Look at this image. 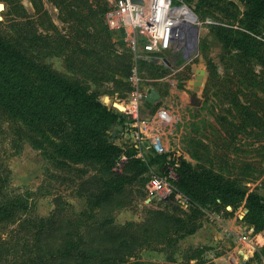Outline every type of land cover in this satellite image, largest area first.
<instances>
[{
	"label": "rangeland",
	"instance_id": "rangeland-1",
	"mask_svg": "<svg viewBox=\"0 0 264 264\" xmlns=\"http://www.w3.org/2000/svg\"><path fill=\"white\" fill-rule=\"evenodd\" d=\"M111 1L0 0L1 27L18 40L19 49L95 90L108 107H113V102L126 105L137 85L136 77L141 85L153 80L150 87L160 92L158 107L179 117L172 125L162 123L156 128L169 141L168 154L186 159L196 169L204 166L220 172L236 179L247 191L264 195V22L249 28L240 0H209L204 8L199 6L200 0H179L195 15L194 24L199 28L195 48L187 57L181 49L148 55L135 53L122 32L108 29L105 13ZM207 19L224 26L210 24ZM161 57L168 63H161ZM149 63L154 66L148 67ZM197 69L206 75L195 89ZM116 110L128 123L124 110ZM117 126L103 129L104 136L115 143L123 133L113 136ZM35 137L38 135L24 121L0 107V178L6 177L7 192L27 197L34 215L49 216L56 197H60L62 215L81 214L82 221L111 216L117 226L142 221L149 208H165L184 217L192 212L189 202L182 206L175 199L165 204L143 203L142 175L126 186L125 205L98 203L92 185H79L97 166H62L49 156V150L35 145ZM244 202L233 211L230 205L223 207L221 199L199 206L193 221L201 237L190 242L184 237L176 244L152 239L139 247L127 264H264V230L243 218L247 211ZM175 205L186 212L176 211ZM245 224L253 227L250 250L242 248L234 233H224ZM8 229L0 225L1 239L20 244L28 240L7 237ZM241 248L244 254L238 252ZM29 249L18 245V253L2 256L0 264H15Z\"/></svg>",
	"mask_w": 264,
	"mask_h": 264
},
{
	"label": "trees",
	"instance_id": "trees-1",
	"mask_svg": "<svg viewBox=\"0 0 264 264\" xmlns=\"http://www.w3.org/2000/svg\"><path fill=\"white\" fill-rule=\"evenodd\" d=\"M208 1L200 0L199 6L204 8ZM240 1L246 8L245 21L249 28L264 22V0ZM150 66L154 64L149 63ZM0 107L24 121L38 135L34 138L35 145L49 150V156L56 163L65 167L70 163L96 165L97 171L82 179L79 185H92L98 203L125 205L122 198L126 196V186L142 175L143 188L149 167L165 161V154L149 153V159L135 157L133 147L122 148L108 140L103 129L117 124L127 126L116 108L101 102L98 93L84 83L19 49L18 40L6 34L1 22ZM157 108L158 103L150 109L141 104L140 114L150 117ZM122 154L127 160L116 170V160ZM176 173L175 184L188 198L191 213L184 217L165 208H149L142 221L120 226L114 224L111 216L82 221L81 214L78 217L62 215L58 206L60 197H56L55 209L49 216L34 215L29 210L27 197L7 192L6 177L0 178V225L9 226L7 237L28 238L20 244L0 236V259L13 257V253H18L17 246L22 245V248L30 247L29 252L21 254L15 264H127L137 249L152 239L161 244H176L194 233L199 226L193 221V213L199 211V206L216 199H221L225 208L230 205L232 211L244 200L247 211L243 218L254 223L258 230H264V195L247 191L236 179L207 167L196 169L183 158L177 159ZM168 200L173 198L163 204ZM174 209L186 212L178 205ZM167 258L173 260L170 256Z\"/></svg>",
	"mask_w": 264,
	"mask_h": 264
},
{
	"label": "built area",
	"instance_id": "built-area-1",
	"mask_svg": "<svg viewBox=\"0 0 264 264\" xmlns=\"http://www.w3.org/2000/svg\"><path fill=\"white\" fill-rule=\"evenodd\" d=\"M146 5L133 3L130 0H112L105 13V21L108 29L113 32H122L123 39L127 46L134 51H144L148 55L152 53H164L170 50L176 53L179 49L184 54L187 40L195 34L194 29L199 30L191 22H182L177 10L186 5L179 4V0H145ZM188 10H190L188 8ZM191 11V10H190ZM192 12V11H191ZM210 24H221L216 21H208ZM197 32L196 41L197 42ZM141 58L140 55H137ZM171 57V56H170ZM159 61L167 64L166 57ZM137 85L128 98L124 112L128 116L127 126L122 130V139L117 143L122 148L133 147L135 157L145 159L147 154H165V161L162 164H154L149 167L146 173L147 179L144 184L145 197L143 203L163 204L167 199L173 198L182 206H186L188 198L181 193L175 181L177 180L176 166L177 159L171 157L169 152V141L164 132L156 131L159 124L172 125L178 120V115L170 112L165 107H158L150 117L140 114V105L147 86L150 87L153 80H145V84H139V78H135ZM127 158L120 155L115 163V169L120 170L122 163ZM157 208V207H155ZM253 227L244 225L237 231H225L226 236L233 234L236 240L242 244L244 250L252 249L251 233ZM240 252H244L243 249ZM235 254V259L237 255ZM244 254V253H243Z\"/></svg>",
	"mask_w": 264,
	"mask_h": 264
},
{
	"label": "water",
	"instance_id": "water-1",
	"mask_svg": "<svg viewBox=\"0 0 264 264\" xmlns=\"http://www.w3.org/2000/svg\"><path fill=\"white\" fill-rule=\"evenodd\" d=\"M130 1L133 3H137V4L146 5L145 0H130ZM194 31H195V34L193 33V35L186 42L184 57H187V54L191 51V49L195 45L197 29L195 28ZM205 75H206V72L204 70L197 69L195 81H194L195 89H197V86L201 85L202 80L204 79ZM105 99L107 100L109 98L106 97ZM159 99H160L159 90L156 89L155 87H147L145 96L143 98V106L146 107L147 109H150L157 103ZM112 105L113 107L117 109H121V106L117 102H113ZM121 110H124V108H122ZM122 130H123V126L119 124L117 126V131L113 134V136L114 137L117 136L119 133H121Z\"/></svg>",
	"mask_w": 264,
	"mask_h": 264
},
{
	"label": "bare ground",
	"instance_id": "bare-ground-1",
	"mask_svg": "<svg viewBox=\"0 0 264 264\" xmlns=\"http://www.w3.org/2000/svg\"><path fill=\"white\" fill-rule=\"evenodd\" d=\"M177 13H178L177 17H179V19L182 22H191L194 19V16H193L192 12L190 10H188V8H186L184 6L179 8L177 10ZM119 105L121 106V109L125 107L123 104L119 103Z\"/></svg>",
	"mask_w": 264,
	"mask_h": 264
},
{
	"label": "crops",
	"instance_id": "crops-1",
	"mask_svg": "<svg viewBox=\"0 0 264 264\" xmlns=\"http://www.w3.org/2000/svg\"><path fill=\"white\" fill-rule=\"evenodd\" d=\"M225 235H226V233H225ZM195 237H201L199 234V231H195L194 233L185 236V238L183 237L184 238L183 240H187L188 242H190L191 240H195Z\"/></svg>",
	"mask_w": 264,
	"mask_h": 264
}]
</instances>
